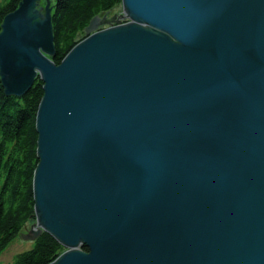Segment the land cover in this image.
Wrapping results in <instances>:
<instances>
[{"label":"water","instance_id":"water-1","mask_svg":"<svg viewBox=\"0 0 264 264\" xmlns=\"http://www.w3.org/2000/svg\"><path fill=\"white\" fill-rule=\"evenodd\" d=\"M40 1L0 32L6 94L44 91L22 238L50 264H264V0H122L59 65Z\"/></svg>","mask_w":264,"mask_h":264},{"label":"trees","instance_id":"trees-1","mask_svg":"<svg viewBox=\"0 0 264 264\" xmlns=\"http://www.w3.org/2000/svg\"><path fill=\"white\" fill-rule=\"evenodd\" d=\"M23 0H1L0 32L5 18ZM52 23L59 65L85 35L96 17L122 6V0H53ZM85 38V37H84ZM40 80L22 97L8 96L0 73V256L36 221L34 174L38 165L37 114L44 96ZM83 250L87 251L86 248ZM66 249L44 232L31 250L11 264H50Z\"/></svg>","mask_w":264,"mask_h":264},{"label":"rangeland","instance_id":"rangeland-1","mask_svg":"<svg viewBox=\"0 0 264 264\" xmlns=\"http://www.w3.org/2000/svg\"><path fill=\"white\" fill-rule=\"evenodd\" d=\"M51 2L50 7L53 8L54 7V3L53 0H49ZM1 2V0H0ZM48 5V0H41L39 5L41 8H43V14H45V7H47ZM123 13V9L122 6L115 8L111 13H110V17L116 15V14H122ZM103 16V15H101ZM103 29L105 28H109V26H103ZM85 37V35H82ZM83 37V39H84ZM33 225H36V221L31 222L29 225L26 226V228L23 230V232L21 233V235L19 237H17L8 247L7 249L3 252V254L0 256V264H11L16 256H18L19 254H21L22 252H26L29 251L33 248L34 246V241L33 240H26L24 238H22V234L23 235H29L30 232L33 230Z\"/></svg>","mask_w":264,"mask_h":264}]
</instances>
